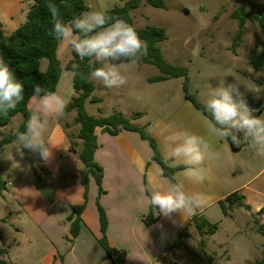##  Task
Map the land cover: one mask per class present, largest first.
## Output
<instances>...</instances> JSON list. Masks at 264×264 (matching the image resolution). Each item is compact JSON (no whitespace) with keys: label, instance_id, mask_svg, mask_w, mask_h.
<instances>
[{"label":"rangeland","instance_id":"374dc122","mask_svg":"<svg viewBox=\"0 0 264 264\" xmlns=\"http://www.w3.org/2000/svg\"><path fill=\"white\" fill-rule=\"evenodd\" d=\"M84 1L87 10L83 13L106 11L122 5L125 0ZM164 1L165 9L154 8L142 1L138 8L129 12V15L135 28L156 26L165 30L166 39L157 43V47L167 63L187 68L188 92L204 106L208 93L212 88L219 86V83L224 81L225 85L237 84L243 97L260 103L263 110L259 117L264 118V75H257L264 71V61L259 72H256L249 61L251 53L255 57L259 56L264 35L256 21L247 19L241 28L240 41L234 45V39L240 30L241 0ZM251 1L264 6V0ZM234 12L237 13L236 18L233 17ZM243 12L250 16L255 13L247 3L243 6ZM72 53L64 46L58 45L57 58L60 61L61 74L55 91L65 96L68 103L74 91L72 77L65 69V65L72 58ZM113 63L127 77L128 83L121 88L109 89L102 83L92 80L94 84L92 96L99 98L100 101L85 102V110L89 115L100 117L120 113L129 117L131 113L141 112L143 117L139 122L149 124L150 129L157 127L158 130L164 131V128H167L171 134L181 130L196 134L202 131L201 121L204 119L200 117L203 113L185 100L182 77L150 84L146 82L148 77L161 74L155 66L140 59L134 64L127 62L121 64L119 61ZM46 65L47 60H41V70H45ZM189 108L192 112L187 110ZM74 113V111L70 113V118L67 120L52 118L45 134L51 144L55 141L59 146L62 141L63 152L60 159L59 150L52 149L53 158L46 163L49 168L58 171L56 175L63 174L60 178L62 186H65L64 183L68 178L77 181V173L86 175L82 163L79 171L70 160L73 153L72 157L80 163L77 153L71 151L69 146L67 148L65 146L68 143L65 136L75 137L78 132L79 126L75 125L74 118L71 117ZM197 118H200V122ZM22 120V114L13 116L7 125L0 127V132L12 133ZM129 121L132 122L130 119ZM65 124L68 126L64 127ZM60 133L61 135L65 133V136L61 137L59 143L56 136ZM74 140L80 148V140ZM145 145L150 149L147 141ZM16 150L17 146L13 141L0 151L1 180L4 183L0 188V245L6 251V259L14 264H41L39 260L37 261L36 255L41 256L43 247L36 246L40 252L32 256V247L35 246H31L26 241L25 235H22L25 232L28 234L30 227L26 208L29 203L34 204L31 197L37 188V183L46 182L42 177H46L51 182L55 181L52 178L53 173H46L42 169L39 155L32 154L34 164L31 165L25 156L21 158ZM253 153L256 154L249 144H246L242 150L233 152L231 164L226 169L228 174L231 173L234 178H241L242 182L252 177L253 173L264 166V156L256 154V158L253 159ZM239 165L243 169L242 173L237 170ZM209 173L212 184V171ZM82 184L85 194L89 191V184L86 180ZM95 184L97 185L96 182ZM256 188L264 193L263 186ZM97 190L99 191L98 185ZM252 202L253 205H261L260 212L251 214L252 216L243 207H234L228 211V216L235 227L245 233L244 241L238 235H230L235 228L229 224L228 219L221 223L217 222L223 213L218 206H215L212 209L216 211L217 217L211 216L210 222L219 223V229L214 236L211 233L200 235L193 225V228L184 232L182 237L184 246L180 250H171L169 259H174L175 254L178 262L182 264H254L250 258L253 251H257L260 256H263L264 252V236L261 233L264 232V197L255 196ZM17 229H21V232L18 233Z\"/></svg>","mask_w":264,"mask_h":264},{"label":"crops","instance_id":"0c3cea01","mask_svg":"<svg viewBox=\"0 0 264 264\" xmlns=\"http://www.w3.org/2000/svg\"><path fill=\"white\" fill-rule=\"evenodd\" d=\"M30 4V0H0V32L3 35H10L25 21ZM262 65L256 69V72L261 70ZM149 78L151 77L146 79L147 83H150ZM153 83L157 82L150 84ZM187 110L192 112L190 108ZM189 111L186 112L189 113ZM260 112L256 116L259 117ZM71 117L75 118V113L71 114ZM124 117L132 120L131 124L146 129L145 131L153 137L162 157L167 147V137L171 135L170 131L167 128H164V131L158 130L157 127L150 129L149 124L139 122L143 117L141 112ZM205 117L202 115L200 118L205 119ZM200 118H197L198 122ZM203 121H201L202 131L198 135L204 136L213 149L222 152L223 160L219 164L205 161L206 171L199 179L191 177L182 163L166 164L170 168H175L173 174L175 183H182L189 193L201 194L205 201L204 206L191 215L174 213L170 218H166L155 214L158 210L149 207L147 197L151 195V191L167 187L169 180L161 175L159 165L152 160L151 148L149 149L145 145L146 141L134 131L122 130L116 135H110L100 127L94 129L97 147L94 150L93 159L102 169V193L100 194L92 177L81 173L76 174L77 181L68 178L64 183L65 186L60 185L63 174L56 175L58 171L49 168L50 166L41 159L42 169L46 173H53L52 178L55 182L42 177L46 182L37 183V188L31 197L34 204L29 203L26 208L30 227L29 233L25 232L22 235H25L26 241L31 246H35L32 247V256L39 251L36 247L38 246L43 247L41 256L36 255L37 261L39 260L41 264H110L99 243L102 233L99 228L97 203L105 212L107 221L105 237L108 245L125 252L123 264H169L172 242L180 233L193 228V220L197 217L216 226L212 236L219 229V223L228 219L229 224L235 228L230 235H238L244 241L245 233L235 227L228 214H222L217 221L219 223L210 222L211 216L217 217L216 211L212 208L219 207V201L237 192L244 197V204L248 206L250 216L260 212L261 205H253L252 201L255 196L264 197V193L256 188L264 187V166L245 182H242L241 178H234L231 173L228 174L226 169L231 164L233 152L242 150L246 145L239 150L231 149L226 141L210 136ZM63 136L65 133L56 136L59 143ZM65 138L68 142L65 144L67 148L69 140L67 136ZM52 145L53 150H59L60 159L63 152L62 141L59 146L55 141ZM253 154L254 158H252L255 159L256 154ZM72 156L69 155L70 160L80 171L81 161L78 163ZM237 170L241 173L243 171L240 165ZM246 170L250 172L247 168ZM209 171L213 174L212 184ZM85 180L89 184L86 200H84L82 184ZM83 202L85 206L80 213L79 232L73 237L67 218L71 214V207ZM148 216L154 221L146 225L145 219ZM16 231L20 233L21 229ZM0 247L3 248L1 245ZM175 253L178 254V252ZM262 257L257 251H253L250 258L256 264ZM4 260L14 264L6 259V254Z\"/></svg>","mask_w":264,"mask_h":264},{"label":"clouds","instance_id":"9594fccd","mask_svg":"<svg viewBox=\"0 0 264 264\" xmlns=\"http://www.w3.org/2000/svg\"><path fill=\"white\" fill-rule=\"evenodd\" d=\"M52 28L49 35L60 45L75 53L79 60H88L87 75L79 63H72L67 70L75 78L91 79L102 83L106 88H121L128 80L113 62L136 63L148 55V43L142 40L136 29L120 18H114L104 10L82 13L65 21L55 3L49 2ZM109 21H112L111 23ZM100 66L97 67L96 65ZM264 75V71L257 73ZM24 84L3 58H0V115L7 116L25 100ZM68 101L57 91H48L35 84L28 98L30 113L25 130H14V144L17 153L23 158L24 149L39 153L48 163L53 158L50 141L46 132L52 118L67 120ZM211 119L205 117L203 123L210 136L231 142L237 146L247 143L258 156H264V118L253 115L252 109L237 84L225 85L224 81L208 93L204 104ZM165 164L182 163L191 177L202 178L205 161L219 164L223 154L213 149L204 136L181 130L167 137V147L162 155ZM155 214L170 218L174 213L195 214L204 206L199 193H189L182 183L169 182L167 187L153 189L147 197Z\"/></svg>","mask_w":264,"mask_h":264},{"label":"trees","instance_id":"16d2710c","mask_svg":"<svg viewBox=\"0 0 264 264\" xmlns=\"http://www.w3.org/2000/svg\"><path fill=\"white\" fill-rule=\"evenodd\" d=\"M31 4L26 13L25 21L15 29L10 35L5 36L0 32V58L9 64L12 70L15 72L17 78L24 84L25 100L20 103L14 111H10L7 116L0 115V127L7 125L11 118L17 114L23 115V120L19 127L20 131L25 130V123L30 115L28 111V98L32 94V88L35 84H39L41 87L48 91H55L57 83L60 79L61 65L57 58V48L59 43L49 35L52 28L50 13L47 9L49 2L55 3L60 9L62 18L67 22L75 16L81 15L87 10L84 0H30ZM142 1H145L148 5L158 8L165 9L164 0H125L122 5L114 6L111 9L106 10L107 14L114 17L120 18L133 26L132 19L129 15L131 10L139 7ZM249 4L255 13L249 15L243 12L244 4ZM241 17H239L240 30L234 39V45H236L242 35L241 28L244 23L248 20L256 21L261 28L264 35V6H259L251 0H241ZM233 17H237V13H233ZM110 23L112 21H109ZM134 27V26H133ZM135 28V27H134ZM140 38L148 43V55L140 58L144 63L155 66L160 72V75L151 77L148 82H159L170 78H183L182 89L184 92V98L188 100L196 109L200 110L204 116L211 119L210 114L205 110L204 106L199 103L195 96L188 92V77L187 68L184 66H177L167 63L160 49L157 47V43L166 39L165 30L161 27L148 26L145 28H135ZM46 59L47 65L45 70H41V60ZM249 61L252 63L253 68L258 69L264 61V38L261 42V50L258 57H255L253 53L249 56ZM72 63H79L81 70L88 74L90 71L87 67L88 60L83 61L72 53V58L66 63L65 69H69ZM97 67L100 65L97 64ZM72 88L74 95L71 101L68 103L67 111L75 112L74 123L79 125V130L75 137L69 138V149L76 152L79 160L83 164L86 175L91 176L99 187L98 193H102L101 190V178L102 169L94 161L93 154L97 147L96 136L94 129L96 127L102 128V130L110 135H116L122 130H129L138 133L141 139L147 141L150 148L153 151L152 160L155 161L161 170V175L166 177L169 182H175L173 174L175 168L168 167L162 160V157L156 147L155 141L151 135L145 132L142 127L131 124L128 118L124 117L120 113H113L109 116L94 117L89 115L85 110V102L88 100L90 103L99 102L100 99L92 96L94 90V84L91 79H81L79 76L72 77ZM262 106L257 111H253V115H257ZM60 120V119H59ZM68 125L65 124L64 127ZM14 132V131H13ZM12 133H2L0 140V151L3 147L15 140V136ZM73 138V140H72ZM80 140V148H78L77 142L74 140ZM231 149L239 150L246 145L242 143L239 146L233 144L231 140L226 141ZM25 159L31 164H34V158L32 154L39 155V153L31 152L28 149H24ZM181 168V167H179ZM1 168H0V188L3 187L1 180ZM87 193L84 194V200H86ZM222 213L228 214V211L234 207H243L248 210V206L244 204V197L239 195L237 192L231 193L226 196L223 200L218 203ZM84 202L79 205H73L71 207V214L67 218L70 222V233L75 237L79 232L80 225V213L84 209ZM98 216H99V228L102 233V237L99 240L101 247L103 248L106 258L110 264H123L125 260V252L112 248L108 245L105 231H106V216L104 209L97 203ZM154 219L148 216L145 219L146 225L152 223ZM193 224L200 235L204 233H213L216 226L208 223L203 218H194ZM264 236V232L261 231ZM184 233H180L175 240L172 242L171 250H180L184 246L182 240ZM6 251L0 247V264H10L4 260ZM169 264H182L178 262L177 255L174 254ZM256 264H264V252L263 257Z\"/></svg>","mask_w":264,"mask_h":264},{"label":"water","instance_id":"95a60500","mask_svg":"<svg viewBox=\"0 0 264 264\" xmlns=\"http://www.w3.org/2000/svg\"><path fill=\"white\" fill-rule=\"evenodd\" d=\"M244 99L247 101L252 111H257L260 108V103L258 101L251 100L248 97H244Z\"/></svg>","mask_w":264,"mask_h":264}]
</instances>
